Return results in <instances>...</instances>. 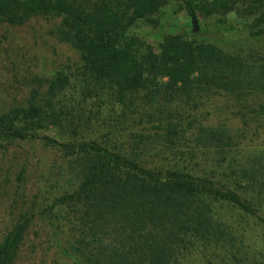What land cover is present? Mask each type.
Instances as JSON below:
<instances>
[{"label":"trees","instance_id":"trees-1","mask_svg":"<svg viewBox=\"0 0 264 264\" xmlns=\"http://www.w3.org/2000/svg\"><path fill=\"white\" fill-rule=\"evenodd\" d=\"M178 13L182 27L194 19L198 28L200 17L224 30H232V15L259 51H224L175 34L168 20ZM41 17L58 20L53 36L75 51L77 64L46 80L41 97L1 111L0 141L56 152L62 186L37 217L32 203L23 205L0 238V264H14L36 220L69 264H191L192 254L203 264H264V244L249 250L225 213L237 210L264 232L252 172L235 158L234 167L218 165L236 148L233 135L176 120L218 91L241 116L252 110V95L263 96L256 110L264 117V0H0V23ZM141 26L156 36V51ZM105 101L106 113L95 110ZM90 119L110 136L128 131L130 147L76 138ZM49 130L70 138L40 134ZM188 134V145L208 149L201 163L212 169L189 168L180 149Z\"/></svg>","mask_w":264,"mask_h":264},{"label":"rangeland","instance_id":"rangeland-1","mask_svg":"<svg viewBox=\"0 0 264 264\" xmlns=\"http://www.w3.org/2000/svg\"><path fill=\"white\" fill-rule=\"evenodd\" d=\"M181 19L182 15L178 13L168 20L175 34L183 35L188 32L192 40L214 44L224 51H236L241 48L259 51L257 42L248 38L241 23L235 22L232 15L227 17L228 23L232 21V30H224L225 27L217 29L215 25L218 24L213 19L206 20L198 17V28L194 33H190L191 25L182 27ZM57 22L56 19L41 17L33 18L21 26L0 23V112L13 106H26L31 100L33 101L32 95L35 98L41 97L46 80L56 71H72L76 66L75 51L58 42L53 36V29ZM167 26L165 25L164 29ZM139 30L146 42L156 51V36L144 26H141ZM77 93L73 94L75 98ZM217 93L200 96L197 100V110L187 116L181 115L176 120H182L183 123L187 122L191 125H222L230 131L237 146L230 147L227 151L229 153L225 155L222 162L218 161V165L234 167V162L229 160L235 158L238 162L240 161L237 167H240L242 172L246 170L252 172L254 178L252 182L256 187H253L252 196L255 197L257 191L259 192L261 205L257 210L258 213L264 214V117L258 115L256 110V105L263 100V96L252 95L250 100L252 110L250 111L249 108L248 112L245 111L241 116L242 112L234 107V102L229 103L222 92ZM87 101L89 103L93 100ZM107 102L95 104L97 108L94 109L106 113ZM88 124H90L88 128L87 125L79 131L80 133L77 132L76 138L82 136V139L92 138L97 141L105 139L110 146L116 148L130 147L133 137L128 135V131L120 132L119 136H110L111 132L107 133L97 128L94 119H90ZM65 132L59 135L54 130H49L42 131L40 134L63 141L70 138L69 133ZM185 138L188 141L181 143L180 149L189 168L212 169L211 162L201 163V156L208 153V149L199 151L201 148L191 145L194 143L188 145L191 142L189 134ZM191 148L195 157L187 154V150L190 151ZM170 152L179 155L178 152ZM58 158L59 155L56 152L42 147L38 142L0 141V238L26 205L32 203L33 216L37 217L38 212L57 193L58 186H62ZM21 168H24V172L21 175V182H17L16 176ZM260 173L263 174L260 175ZM259 182L262 183L258 186ZM15 200L19 210L15 206ZM226 212L238 234L244 235V242L249 250L257 251L263 246L264 232L255 225L254 221L249 218L244 219L237 210ZM45 237L39 221H34L14 264H69V260L62 256L53 244H49L50 240ZM189 260L191 264H203V259L197 254H192Z\"/></svg>","mask_w":264,"mask_h":264},{"label":"water","instance_id":"water-1","mask_svg":"<svg viewBox=\"0 0 264 264\" xmlns=\"http://www.w3.org/2000/svg\"><path fill=\"white\" fill-rule=\"evenodd\" d=\"M190 25H191V30H190V33H194L196 31V23H195V20L194 19H191L190 20Z\"/></svg>","mask_w":264,"mask_h":264}]
</instances>
